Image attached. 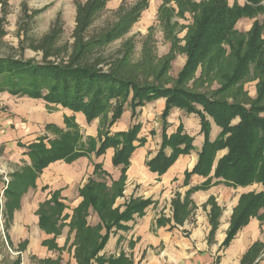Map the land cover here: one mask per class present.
Masks as SVG:
<instances>
[{"label":"crops","instance_id":"obj_1","mask_svg":"<svg viewBox=\"0 0 264 264\" xmlns=\"http://www.w3.org/2000/svg\"><path fill=\"white\" fill-rule=\"evenodd\" d=\"M105 1V9L121 11L124 0ZM227 1L231 7L236 1L241 7L245 4V0ZM147 3L141 17L146 10L148 14L153 10L149 0ZM256 22L260 23L259 17H244L235 29L251 32ZM261 38L264 43V34ZM249 95L256 99L258 90L249 89ZM158 102L157 115L166 106L164 99ZM151 103L140 110L144 113ZM125 112L117 125L125 119L128 113ZM171 116L169 134L174 135L182 125L183 133L194 138L195 149L189 155L179 156L159 174L148 162L158 155L160 148L149 143L136 148L125 173L122 194L111 206L120 215L134 203L148 202V205L118 224H111L105 246L96 251L108 227L96 208L89 205L85 190L92 180L95 189L106 186L115 194V186L122 177V168L112 163L115 149H108L103 156L111 151L110 164L117 170V176L105 168L103 156L98 157L95 152L79 155L71 162L64 159L52 162L39 171L29 149L41 140L50 147V141L59 137L52 136L48 126L66 132L65 118L73 117L83 136L82 142L93 138L99 147L100 120L89 123L84 114L74 113L60 104L0 93V241H5L10 253L17 256L9 264L35 261L36 264H80L85 254L94 253L96 256L88 264H264L263 207L250 215L236 237L224 246L241 198L264 193L263 185L234 188L223 178H215L219 160L228 150L217 153L209 173H192L204 148L201 119L178 108H174ZM208 119L210 140L214 142L222 131L213 118ZM96 121L98 124L94 125ZM239 122L237 118L233 124ZM166 152L171 155L172 149L167 148ZM96 165L101 169L96 171ZM104 173L107 182H103Z\"/></svg>","mask_w":264,"mask_h":264},{"label":"trees","instance_id":"obj_2","mask_svg":"<svg viewBox=\"0 0 264 264\" xmlns=\"http://www.w3.org/2000/svg\"><path fill=\"white\" fill-rule=\"evenodd\" d=\"M145 6H147L145 2L138 3L131 13L124 16L110 31L99 39L91 41L84 40V33L90 25V18L105 9L106 1L91 0L86 7H79L78 26L74 33L77 40L74 48L76 50L68 62L48 61L49 55L45 56L41 63L32 59L20 60L14 56L0 58V93L7 92L13 96L43 99L50 104H60L74 113L84 114L89 123L96 119L102 121L98 134L99 147L93 138H88L86 145L82 142L83 136L80 135L79 126L73 117L65 118L68 128L66 132L53 125L48 126V130L54 131L59 137L50 141V147L41 140L39 144L32 145L29 149V155L39 171L50 163L62 159L71 162L79 155H89L93 152L100 157L108 149H115L112 163L115 167L122 168V177L115 186V194L101 185L95 189V182L92 180L85 190L89 205L92 204L96 208L108 227L107 235L95 248L96 251L105 246L112 226L118 224L127 215L145 209L148 205V202L134 203L120 215L119 212L113 211L111 206L115 198L122 194L127 179L125 173L130 167L133 153L138 146H144L146 142V139L140 138L141 125L135 124L131 130L125 132H111V128L122 118L127 107L131 109L135 118L138 109L164 98L165 120L175 107L187 114H196L201 119V132L205 135V142L199 154V163L192 173H209L217 153L228 150V153L219 160L214 173L215 178H223L234 188L249 187L255 183L264 187V117L262 116L264 114V43L261 38L260 23L256 22L248 38L244 39L245 51L242 50L244 40L238 48L233 41L236 35L234 30L236 23L241 18L254 17L264 12V0H246L243 7L239 5L231 7L226 0H208L203 4L200 17L194 29L188 34L186 47L183 49L187 64L179 73L178 81L188 79L206 57H213L216 54H213V50H219L223 44H229L236 62L231 72L222 74L223 83L213 95L179 87L169 88L159 82L160 76L154 82H150V79L140 82L136 75L138 65L127 68L128 56L119 59L117 64H114L115 69L109 71L99 70V65L97 67L89 61L90 53L94 51L96 44L105 46L115 37L127 34L128 27L140 19ZM165 58L166 63L163 68L172 62L173 55ZM253 62L257 64L256 71L259 72L258 95L256 99H248L249 102H244L247 97L240 100L239 95L242 91L237 84L249 77ZM163 68L158 75H161ZM232 88L236 89L225 95ZM198 106L202 110H198ZM209 117L213 118L222 131L214 142L210 140ZM237 118L240 122L233 124ZM183 132L182 126H179L171 136L166 131L163 132L161 149L158 155L148 162L153 171L162 174L176 162L179 156L189 155L195 149L194 138ZM167 148L172 149L171 155L167 154ZM95 167L96 171L101 169L100 165ZM108 192H111L112 196ZM261 207L264 208V193L249 194L241 198L224 246L229 245L239 229L248 222L250 215L256 214ZM96 254L91 256L85 254L84 261L82 258L80 264H88Z\"/></svg>","mask_w":264,"mask_h":264},{"label":"rangeland","instance_id":"obj_3","mask_svg":"<svg viewBox=\"0 0 264 264\" xmlns=\"http://www.w3.org/2000/svg\"><path fill=\"white\" fill-rule=\"evenodd\" d=\"M147 1L124 0L121 11L118 9H113V11L100 10L90 18V25L84 33V40L99 39L104 33L110 31L115 24L119 23L124 16L130 14L136 3L145 2L147 6L144 8L146 9L149 5ZM207 1L149 0L150 9H153L150 11L151 13L148 14L149 10H146L136 23L128 27L127 34L115 37L110 44L105 46L96 44L94 51L90 53L89 61L94 65L96 64L97 67L99 65V70L109 71L112 68L115 69L114 64H117L119 59L128 56L127 68L138 65L136 75L140 82L148 81V79L150 82H154L160 76L159 82L169 88L179 87L213 95L223 83L222 74L231 72L236 62L232 56V47L229 44H223L219 50H213V54L216 53L213 57H206L188 79L178 81L179 73L187 64V57L183 49L186 47L188 34L194 29L202 12V6ZM240 1L243 2L244 0ZM90 2L91 0H0V58L14 56L20 60L32 59L41 63L44 57L49 55L48 61L68 62L76 50L74 48L77 40L74 33L78 26L79 7L84 8ZM234 5H238V2L236 1ZM254 17L257 19L259 17L262 34H264V13H259ZM235 27L236 35H234L233 41L238 48L241 41L248 38L250 32H242ZM242 44V50L245 51L246 40ZM169 55H173L172 62L163 68L166 63L165 57ZM256 65L253 62L249 70V77L237 84L242 91L239 95L240 100L247 97L244 102L252 100L249 89L254 90L256 88L258 90L257 84L260 79ZM161 68L163 71L161 75H158ZM254 82L256 85L253 84ZM235 89L228 90L225 95H229ZM158 104L159 102L147 107L144 113L138 109L135 118L131 109L127 107L125 111L128 113L125 119L119 125L113 126L111 132L128 131L135 124L141 125L140 138L146 139L148 137V140L146 139L144 146L138 147H145L149 143L161 149L163 132L166 131L171 136L169 134L172 126L171 113L174 109L165 120L163 118L164 110L159 115L156 113ZM198 110L201 109L198 108ZM148 114H153L155 117L148 116ZM110 116L111 114H109ZM101 123L102 121L99 125ZM96 124L98 121L94 123V125ZM86 133L87 131L84 132V136L87 137ZM51 135L58 136L54 131H51ZM110 154L111 151L103 156L102 161L105 168L107 167V170L117 176V170L113 169L110 164ZM106 175L104 173L103 182H107ZM105 189H107L106 186ZM108 193L112 196L111 192ZM13 251L15 252V250ZM16 258L15 254L10 253V248L6 242L0 241V264H9ZM31 264H36V261Z\"/></svg>","mask_w":264,"mask_h":264},{"label":"built area","instance_id":"obj_4","mask_svg":"<svg viewBox=\"0 0 264 264\" xmlns=\"http://www.w3.org/2000/svg\"><path fill=\"white\" fill-rule=\"evenodd\" d=\"M0 166H1V159H0Z\"/></svg>","mask_w":264,"mask_h":264}]
</instances>
